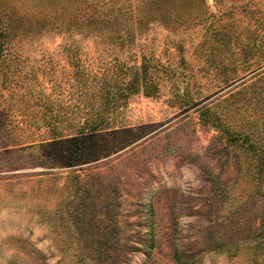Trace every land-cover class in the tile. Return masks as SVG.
<instances>
[{
	"label": "rangeland",
	"instance_id": "1",
	"mask_svg": "<svg viewBox=\"0 0 264 264\" xmlns=\"http://www.w3.org/2000/svg\"><path fill=\"white\" fill-rule=\"evenodd\" d=\"M5 26L0 264H264V0H0ZM142 53L157 92L76 133L86 77Z\"/></svg>",
	"mask_w": 264,
	"mask_h": 264
},
{
	"label": "trees",
	"instance_id": "2",
	"mask_svg": "<svg viewBox=\"0 0 264 264\" xmlns=\"http://www.w3.org/2000/svg\"><path fill=\"white\" fill-rule=\"evenodd\" d=\"M98 18L93 22L95 24H99L103 26L102 23H107L110 19L107 17ZM91 26H87L89 29ZM95 27V26H93ZM8 26H5L3 30V34H0V62L4 59L9 46H11V37L10 30H8ZM95 31V28H91ZM16 33L13 32V36ZM154 65L151 64L150 58H148L144 53L140 56V61L135 65H127L126 63L119 62L112 69V76L109 80L104 78L99 83L90 84L87 81V77L85 81L82 83V86L85 88V95L88 93H93L94 101L91 104L95 107V110H92L90 116L85 118L81 124L75 126L76 133L83 135L84 133H94L101 129L107 128L111 121L110 118L106 115H103V112L114 113L125 104L129 98L133 95L143 92V94L150 96L154 95L157 92L158 84L153 80V69ZM153 69V70H152ZM124 73L126 75V80H118V73ZM90 91V92H89ZM106 107V110L104 109ZM210 108H205L204 112L201 114L204 116V113H208ZM204 121H208L207 118H204ZM214 123V122H212ZM221 122L215 123V125L220 127ZM225 135L226 142L228 144H235L237 146H243L246 142H248V135H244L240 132H237L235 135L230 133L228 130H224L221 132ZM248 147H253V144H248ZM259 158V157H258ZM261 161L259 163L260 171L264 170V160L259 158ZM264 221V220H263ZM176 260L179 261L180 264H184L181 262V258L179 255L175 256Z\"/></svg>",
	"mask_w": 264,
	"mask_h": 264
}]
</instances>
